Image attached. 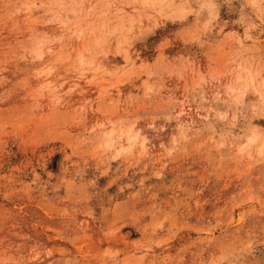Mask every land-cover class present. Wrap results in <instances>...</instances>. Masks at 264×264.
<instances>
[{"label":"rangeland","instance_id":"1","mask_svg":"<svg viewBox=\"0 0 264 264\" xmlns=\"http://www.w3.org/2000/svg\"><path fill=\"white\" fill-rule=\"evenodd\" d=\"M0 264H264V0H0Z\"/></svg>","mask_w":264,"mask_h":264}]
</instances>
